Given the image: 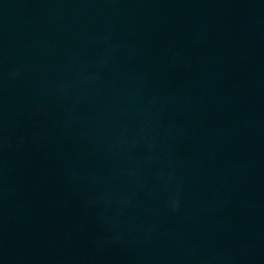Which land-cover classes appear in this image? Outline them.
Returning a JSON list of instances; mask_svg holds the SVG:
<instances>
[{
	"label": "water",
	"instance_id": "water-1",
	"mask_svg": "<svg viewBox=\"0 0 264 264\" xmlns=\"http://www.w3.org/2000/svg\"><path fill=\"white\" fill-rule=\"evenodd\" d=\"M0 264H264V117L71 0H0Z\"/></svg>",
	"mask_w": 264,
	"mask_h": 264
}]
</instances>
